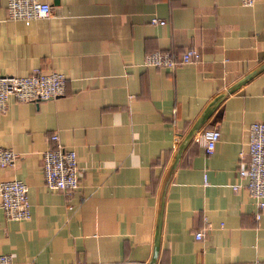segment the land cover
<instances>
[{
    "label": "crops",
    "instance_id": "0c3cea01",
    "mask_svg": "<svg viewBox=\"0 0 264 264\" xmlns=\"http://www.w3.org/2000/svg\"><path fill=\"white\" fill-rule=\"evenodd\" d=\"M39 1L47 18L9 21L0 0V75L65 79L62 96L9 98L0 112V148L18 155L0 180L26 185L30 214L7 221L0 208V255L11 264H264V207L256 219L237 175L247 126L264 121V69L217 99L264 63V0ZM187 47L198 62L141 65L154 48L177 57ZM206 128L219 133L209 155L194 141ZM51 133L75 153L69 195L43 184Z\"/></svg>",
    "mask_w": 264,
    "mask_h": 264
},
{
    "label": "built area",
    "instance_id": "2783aa9c",
    "mask_svg": "<svg viewBox=\"0 0 264 264\" xmlns=\"http://www.w3.org/2000/svg\"><path fill=\"white\" fill-rule=\"evenodd\" d=\"M255 0H239V4L250 7ZM50 6L39 0H6L5 20L29 21L47 18ZM151 24H163L164 21L151 17ZM199 53L194 47L184 48L179 55L173 56L167 50L154 48L144 54L141 65L144 67L173 69L183 64L198 62ZM64 76L59 72L42 73L32 70L25 76L0 75V112L7 108V101L12 98L16 102L44 101L63 95ZM219 136L215 128L203 129L194 141L201 147L205 155L212 153ZM51 143L41 151L40 162L43 184L51 190H60L67 195L78 186V167L75 153L72 149H64L58 142L55 133L47 137ZM239 156L237 175L245 180L243 187L248 196L253 199L259 218L264 207V121H253L247 126V141L245 151ZM18 155L10 148H0V169L15 166ZM238 185H232L237 188ZM0 208L7 221H22L30 217L27 199V187L18 179L0 180ZM70 208V206L68 207ZM195 240L202 237L201 232H195ZM9 254L0 255V264H11Z\"/></svg>",
    "mask_w": 264,
    "mask_h": 264
},
{
    "label": "water",
    "instance_id": "95a60500",
    "mask_svg": "<svg viewBox=\"0 0 264 264\" xmlns=\"http://www.w3.org/2000/svg\"><path fill=\"white\" fill-rule=\"evenodd\" d=\"M262 69H264V63L260 64L259 66H257L255 69H253L252 71H250L249 73L245 74L243 77H241L240 79H238L236 82H234L232 85H230L228 88H226V90L221 93L217 99L221 98L222 96H224L227 93L232 92L234 89H236L240 84H242L243 82H245L246 80L250 79L252 76H254L255 74H257L259 71H261ZM153 262V258H151V260L149 261L148 264H152Z\"/></svg>",
    "mask_w": 264,
    "mask_h": 264
}]
</instances>
